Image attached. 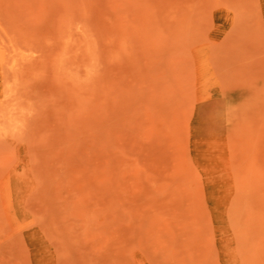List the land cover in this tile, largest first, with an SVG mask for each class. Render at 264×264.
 Here are the masks:
<instances>
[{"label":"rangeland","instance_id":"1","mask_svg":"<svg viewBox=\"0 0 264 264\" xmlns=\"http://www.w3.org/2000/svg\"><path fill=\"white\" fill-rule=\"evenodd\" d=\"M0 35V264H264V0H0Z\"/></svg>","mask_w":264,"mask_h":264},{"label":"bare ground","instance_id":"2","mask_svg":"<svg viewBox=\"0 0 264 264\" xmlns=\"http://www.w3.org/2000/svg\"><path fill=\"white\" fill-rule=\"evenodd\" d=\"M10 53L12 58H14V56L20 52H18V48L15 47L10 40H6L0 35V62L8 60L7 58Z\"/></svg>","mask_w":264,"mask_h":264}]
</instances>
